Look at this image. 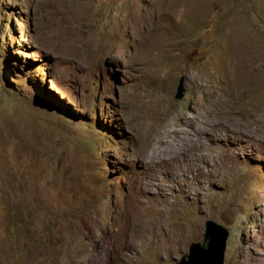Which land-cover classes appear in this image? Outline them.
I'll list each match as a JSON object with an SVG mask.
<instances>
[{"label": "rangeland", "instance_id": "374dc122", "mask_svg": "<svg viewBox=\"0 0 264 264\" xmlns=\"http://www.w3.org/2000/svg\"><path fill=\"white\" fill-rule=\"evenodd\" d=\"M207 219L264 264V0H0V264H175Z\"/></svg>", "mask_w": 264, "mask_h": 264}, {"label": "water", "instance_id": "95a60500", "mask_svg": "<svg viewBox=\"0 0 264 264\" xmlns=\"http://www.w3.org/2000/svg\"><path fill=\"white\" fill-rule=\"evenodd\" d=\"M184 91V78L181 77L176 97L182 98ZM229 236L230 230L226 226L207 219L203 241L191 243L189 252L184 253L175 264H225Z\"/></svg>", "mask_w": 264, "mask_h": 264}, {"label": "bare ground", "instance_id": "6f19581e", "mask_svg": "<svg viewBox=\"0 0 264 264\" xmlns=\"http://www.w3.org/2000/svg\"><path fill=\"white\" fill-rule=\"evenodd\" d=\"M244 78H245V76H244ZM216 100V99H215ZM215 104V103H214ZM215 106V105H214ZM216 109L217 108H215V109H213V108H211L210 107V105L208 106V109L207 110H210L214 115H215V113H216ZM219 112V111H218ZM208 115V114H207ZM207 118V117H206ZM205 118V119H206ZM209 120L211 121V123L212 124H215L216 123V121H217V119H216V115L215 116H211V115H209ZM205 122H206V120H204ZM221 123V122H220ZM206 124H204V125H202V127L201 128H199V130L200 131H203V130H206L207 129V126H205ZM222 125V124H221ZM214 126V125H213ZM211 128V127H210ZM212 129V128H211ZM194 166V165H193Z\"/></svg>", "mask_w": 264, "mask_h": 264}]
</instances>
